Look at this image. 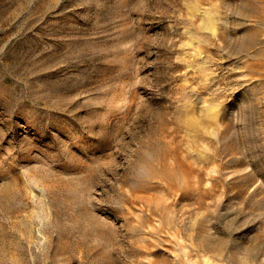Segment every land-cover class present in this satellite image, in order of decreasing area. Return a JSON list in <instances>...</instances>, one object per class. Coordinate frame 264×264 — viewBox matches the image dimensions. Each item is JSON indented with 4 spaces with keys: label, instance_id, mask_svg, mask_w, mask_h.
Returning <instances> with one entry per match:
<instances>
[{
    "label": "rangeland",
    "instance_id": "rangeland-1",
    "mask_svg": "<svg viewBox=\"0 0 264 264\" xmlns=\"http://www.w3.org/2000/svg\"><path fill=\"white\" fill-rule=\"evenodd\" d=\"M0 264H264V0H0Z\"/></svg>",
    "mask_w": 264,
    "mask_h": 264
}]
</instances>
